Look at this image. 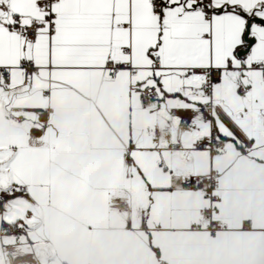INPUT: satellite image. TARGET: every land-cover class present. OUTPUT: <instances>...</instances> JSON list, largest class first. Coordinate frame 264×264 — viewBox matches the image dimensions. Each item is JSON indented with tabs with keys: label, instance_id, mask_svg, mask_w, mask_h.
Returning <instances> with one entry per match:
<instances>
[{
	"label": "snow or ice",
	"instance_id": "snow-or-ice-1",
	"mask_svg": "<svg viewBox=\"0 0 264 264\" xmlns=\"http://www.w3.org/2000/svg\"><path fill=\"white\" fill-rule=\"evenodd\" d=\"M0 264H264V0H0Z\"/></svg>",
	"mask_w": 264,
	"mask_h": 264
}]
</instances>
